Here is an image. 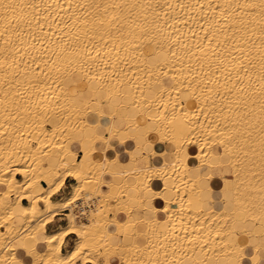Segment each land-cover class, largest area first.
<instances>
[{"label":"bare ground","instance_id":"6f19581e","mask_svg":"<svg viewBox=\"0 0 264 264\" xmlns=\"http://www.w3.org/2000/svg\"><path fill=\"white\" fill-rule=\"evenodd\" d=\"M114 255L264 264V0H0V264Z\"/></svg>","mask_w":264,"mask_h":264},{"label":"crops","instance_id":"0c3cea01","mask_svg":"<svg viewBox=\"0 0 264 264\" xmlns=\"http://www.w3.org/2000/svg\"><path fill=\"white\" fill-rule=\"evenodd\" d=\"M120 135L124 136L125 134H123V132L120 131ZM111 140L114 141L115 139L111 138ZM80 156H81V153H79L77 157H80ZM120 159L121 158H118V160H120ZM150 161L152 163L154 161V158L152 156L150 157ZM110 177H111V179H110ZM102 180L104 183H108L110 180L118 181L119 179L116 176H112V175L110 176V174L104 173L102 175ZM74 181L75 180L71 176H67L64 180V184H63L62 188H60V190L57 193H55L54 196L57 197L59 195H62L64 193L69 192L70 187H71L72 183H74ZM206 184H208V182ZM228 196H229V194L226 195L227 198H228ZM22 203H24L23 200H22ZM134 211L130 214V216L127 217V219H129V218L137 219V218H140L141 216H143L144 214H146L147 216H151V212L149 210L146 212H143L139 209L138 210L135 209ZM64 214L65 213H63V212H59L58 214L56 213V216L54 215L55 217L53 218V220H51L50 222H48L46 224V230L47 231H53V230H57L61 226H65L67 223L64 221V219H65ZM157 215L160 217L161 214L158 213ZM74 239H76V235L73 232H69L68 234H66L64 236V239H63L61 251L66 252L67 250H69L75 241ZM130 240H131L130 236L125 237V241L128 242ZM111 263H112V261H111ZM85 264H91V263L86 262ZM112 264H114V263H112Z\"/></svg>","mask_w":264,"mask_h":264},{"label":"rangeland","instance_id":"374dc122","mask_svg":"<svg viewBox=\"0 0 264 264\" xmlns=\"http://www.w3.org/2000/svg\"><path fill=\"white\" fill-rule=\"evenodd\" d=\"M74 151L76 152L75 154H76V156H78V154L79 153H81L80 151H77V149H74ZM17 177L18 178H22V176L21 175H17ZM71 188V187H70ZM70 192V191H69ZM69 192H67V193H64V194H62V195H59V196H57V197H55L54 196V194L52 195V198L53 199H59V198H62V197H64V196H66ZM15 195L14 194H11L10 195V198H11V200H15V198H17V197H14ZM24 201V203H27V201L26 200H23ZM78 201H80V200H78ZM78 201L76 202V204L75 203H73V205L75 204V210H78L77 208L80 206V204H81V202L79 203V204H77L78 203ZM110 202L112 201L113 202V200H109ZM78 205V206H77ZM59 207H61V206H59ZM59 212H63V213H65L64 214V216H65V219H64V221L67 223L68 222V218H67V215H66V212H68V209L67 208H63V207H61V208H57V211H56V213L58 214ZM111 214V213H110ZM75 216H77L78 218V220L79 221H87V215L86 214H74ZM79 215V216H78ZM55 216H56V214H55ZM54 216V217H55ZM44 217V216H43ZM75 240V239H74ZM83 255V254H82ZM78 256L77 257V259H76V262L77 263H81L80 261H82V260H84L85 259V257L86 256H88V257H90V256H94V257H97L98 259H99V261L100 262H102L103 261V258H101L100 256H101V252H97V253H94V254H92V255H90V254H85L84 256L85 257H83V256ZM90 255V256H89ZM88 257H87V259H88ZM120 257L119 256H117V255H114V256H112L111 257V261H112V263H114V264H124V261L122 260V259H119ZM86 260V259H85ZM85 264V263H84Z\"/></svg>","mask_w":264,"mask_h":264},{"label":"built area","instance_id":"2783aa9c","mask_svg":"<svg viewBox=\"0 0 264 264\" xmlns=\"http://www.w3.org/2000/svg\"><path fill=\"white\" fill-rule=\"evenodd\" d=\"M81 201H78V203L77 204H79ZM81 205V204H80ZM78 209V211H77V213L78 214H83V212L79 209V208H77Z\"/></svg>","mask_w":264,"mask_h":264}]
</instances>
